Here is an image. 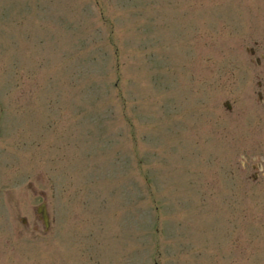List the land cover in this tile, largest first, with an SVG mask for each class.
I'll use <instances>...</instances> for the list:
<instances>
[{
	"label": "rangeland",
	"instance_id": "rangeland-1",
	"mask_svg": "<svg viewBox=\"0 0 264 264\" xmlns=\"http://www.w3.org/2000/svg\"><path fill=\"white\" fill-rule=\"evenodd\" d=\"M258 81L264 0H0V264H264Z\"/></svg>",
	"mask_w": 264,
	"mask_h": 264
},
{
	"label": "water",
	"instance_id": "water-1",
	"mask_svg": "<svg viewBox=\"0 0 264 264\" xmlns=\"http://www.w3.org/2000/svg\"><path fill=\"white\" fill-rule=\"evenodd\" d=\"M36 209H37V211H38L39 213H41V214L43 215L44 222H45L46 225H48V215H47V212H46V209H45L44 204L41 205V206H39V207L36 208Z\"/></svg>",
	"mask_w": 264,
	"mask_h": 264
},
{
	"label": "flooded vegetation",
	"instance_id": "flooded-vegetation-1",
	"mask_svg": "<svg viewBox=\"0 0 264 264\" xmlns=\"http://www.w3.org/2000/svg\"><path fill=\"white\" fill-rule=\"evenodd\" d=\"M250 150H264V148H253V149H250ZM263 161H264V158H263ZM252 168L253 169H256L257 168L256 171L258 170V172L259 171H262V169H263L262 165H260L258 167H256L255 165H253ZM254 177L255 178L259 177V174H254Z\"/></svg>",
	"mask_w": 264,
	"mask_h": 264
}]
</instances>
